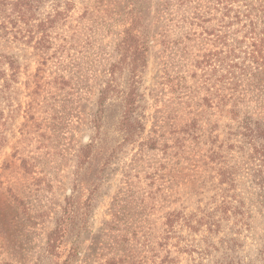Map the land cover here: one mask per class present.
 <instances>
[{
	"label": "rangeland",
	"instance_id": "obj_1",
	"mask_svg": "<svg viewBox=\"0 0 264 264\" xmlns=\"http://www.w3.org/2000/svg\"><path fill=\"white\" fill-rule=\"evenodd\" d=\"M16 1L0 0V53L17 67L0 79V261L54 264L46 243L62 220L59 264H193L235 239L233 223L247 238L227 261L264 264V179L233 119L263 118L264 65L241 54L234 74L196 71L212 49L207 0ZM129 12L135 56L123 54ZM175 210L229 222L172 235Z\"/></svg>",
	"mask_w": 264,
	"mask_h": 264
},
{
	"label": "trees",
	"instance_id": "obj_2",
	"mask_svg": "<svg viewBox=\"0 0 264 264\" xmlns=\"http://www.w3.org/2000/svg\"><path fill=\"white\" fill-rule=\"evenodd\" d=\"M194 2V0H190ZM206 4H209L207 8L208 13L211 14L210 21L212 27L206 28L207 35L213 36V38L208 39V44L212 49H205L197 57V62L195 65L196 71L204 72L207 69H211L212 72H219L225 70L229 67V62L240 58L241 54L248 59L251 65H255V69L264 65V0H207ZM16 7L19 11L25 9L26 11H31L32 0H17ZM213 12H212V11ZM212 12V13H211ZM205 12H203L204 14ZM130 15L134 16L132 21L130 20ZM127 19L123 24V54L128 56V54L134 55L139 51L138 42L134 44V38H137L138 31L135 29V24L137 18L135 14L129 12ZM196 18H200L196 14ZM208 22V21H207ZM130 23V24H129ZM217 28V29H214ZM231 41V43L226 42ZM9 64L10 68L17 69L13 67V62H10L9 58L0 53V79H4L5 83V65ZM230 66L227 72L232 74ZM221 69V70H216ZM244 71L246 68L243 69ZM5 87V86H3ZM131 103H126V114L124 117L125 123L129 121V108ZM264 109L260 113L264 118ZM235 121L239 122L240 128L242 130V136L244 140L247 141L248 147L253 148L254 159L257 162L259 168V176L264 179V119L260 116L259 119H255L252 116H248L245 119L239 120L238 112L233 111ZM5 148V121L3 120L2 112L0 111V152ZM263 174V175H261ZM260 179V177H259ZM260 187L264 185V180ZM237 203L236 201H231ZM228 204V203H227ZM226 204V205H227ZM228 205V206H229ZM222 205L221 209L223 213L226 214L230 210L236 211L238 208L234 206L233 209ZM234 215V214H233ZM226 218V220H228ZM213 215H204L202 217H196L194 215L185 216L182 211H173L164 217L163 225L166 227V232L175 235L179 232V225L184 226L190 233L202 232V227L204 226L208 236H217L226 227L229 221L214 222ZM233 223V222H231ZM238 223H233L231 226V232L235 239L230 238L224 241L219 239L217 242V252L221 255V260L218 264H233L231 261H227L229 254L234 252V250L241 247L240 238H242V244L246 236H242V227H238ZM181 228V227H180ZM67 233V225H64V221H60L56 229L51 233L46 243V253L50 258H53L54 264H59L57 262L59 252H61L62 246L65 243V236ZM240 237V238H238ZM172 238V237H171ZM213 248V247H212ZM217 252L207 250H201L200 260H197L193 264H203L207 258L215 256ZM264 256V246L261 251ZM200 261V262H199ZM0 264H5V262L0 261ZM61 264V263H60ZM63 264V263H62ZM65 264H67L65 262Z\"/></svg>",
	"mask_w": 264,
	"mask_h": 264
}]
</instances>
